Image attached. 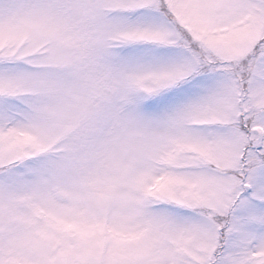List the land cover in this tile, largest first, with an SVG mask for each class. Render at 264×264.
Masks as SVG:
<instances>
[{
  "label": "snow or ice",
  "instance_id": "6c2138e0",
  "mask_svg": "<svg viewBox=\"0 0 264 264\" xmlns=\"http://www.w3.org/2000/svg\"><path fill=\"white\" fill-rule=\"evenodd\" d=\"M0 264H264V0H0Z\"/></svg>",
  "mask_w": 264,
  "mask_h": 264
}]
</instances>
